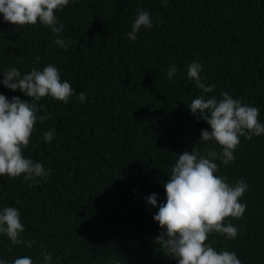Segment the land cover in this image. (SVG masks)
<instances>
[{"label": "trees", "instance_id": "obj_1", "mask_svg": "<svg viewBox=\"0 0 264 264\" xmlns=\"http://www.w3.org/2000/svg\"><path fill=\"white\" fill-rule=\"evenodd\" d=\"M139 9L150 12L153 27L132 41L123 34ZM55 15L64 25L59 34L0 14V71L15 66L23 74L51 63L75 90L67 103L41 98L50 118L34 124L22 150L51 169L47 179L0 177V208H18L25 226L23 245L0 234V258L31 256L41 264L47 251L53 264H176L152 239L163 182L175 154L221 148L199 140L210 126L186 106L200 94L187 65L202 64V79L216 86L207 95L227 91L257 107L264 123V0H70ZM56 35L71 41L66 50L52 43ZM170 62L178 68L172 79ZM0 93L31 100L3 85ZM52 128L56 135L45 143L41 136ZM234 155L228 165L216 158L214 174L247 182L246 209L225 218L238 228L235 239L212 232L208 240L242 264H264V134L240 137ZM152 193L157 207L146 203Z\"/></svg>", "mask_w": 264, "mask_h": 264}, {"label": "clouds", "instance_id": "obj_2", "mask_svg": "<svg viewBox=\"0 0 264 264\" xmlns=\"http://www.w3.org/2000/svg\"><path fill=\"white\" fill-rule=\"evenodd\" d=\"M70 0H0V14L5 22L13 25H34L39 22L47 26L53 34L62 33L64 25L58 22L55 10H62ZM167 4L168 0H161ZM151 29L153 21L146 9L137 10L131 24V30L123 35L132 41L137 33ZM52 43L61 49L68 48L70 40L56 35ZM36 62H39L37 56ZM175 64L169 63L166 77L172 79L177 73ZM202 64L193 60L187 65L186 76L194 82L200 94L186 104L192 115H198L210 127L201 129L199 140L203 144L212 142L221 146L219 154L209 151L206 155L193 149L175 154V161L163 182L165 199L158 204V194L145 197L146 203L157 207L153 220L158 222L160 231L153 241L164 254L176 260V264H242L234 251H217L213 241L208 240L212 232L235 239L238 228L226 217L240 218L246 204L240 197L248 189L245 180L229 183L227 177L214 174L218 172L216 158L222 165H228L235 159L234 149L240 143V137L251 139L264 134V123L258 121L259 109L234 98L227 91L220 92L218 99L213 93L215 84L205 83L200 73ZM0 85L13 91L19 89L31 100L20 96L6 97L0 93V177H17L23 174L26 181L39 183L40 178L47 179L51 169H45L42 162L34 161L23 154V148L29 144L34 124L49 119L45 113L41 98L48 96L67 103L75 90L68 80H62L57 67L47 64L42 68L33 66L29 71H21L12 66L0 71ZM86 93L77 95L84 102ZM56 135L54 128L43 132L41 139L45 143ZM31 186V185H30ZM20 211L13 206L0 208V234L6 236L12 245H23L24 231ZM207 241V242H206ZM35 243L27 241L31 248ZM41 264H53L52 253L42 252ZM0 264H33L31 256H18L9 261L0 258Z\"/></svg>", "mask_w": 264, "mask_h": 264}]
</instances>
